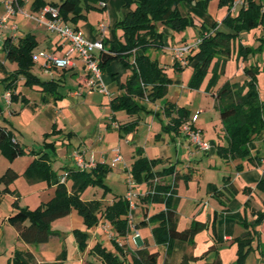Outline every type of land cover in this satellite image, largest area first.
I'll use <instances>...</instances> for the list:
<instances>
[{"label":"trees","instance_id":"1","mask_svg":"<svg viewBox=\"0 0 264 264\" xmlns=\"http://www.w3.org/2000/svg\"><path fill=\"white\" fill-rule=\"evenodd\" d=\"M126 9L125 15L115 23V29L121 30L116 41L104 39L105 51H99V59L103 71L112 61L122 62L129 69L127 81L124 84L125 93L112 98L110 105L113 111L126 110L129 114H137L141 110H148L141 100L156 102L168 92L172 78L168 71L158 61L152 58L149 50L154 47H163L165 35L160 31V25L173 31H180L189 25L196 26L194 16L184 13L181 7L191 5L201 13L207 11L211 0H120ZM235 0H218L219 7H226L227 14L222 22L207 24L202 19L199 30L201 41L198 46L187 56V64L182 65L175 60L173 69L181 70L185 66L193 65L194 73L190 80L191 88H198L204 75L209 70L211 62L216 58L214 73L210 78L207 91L214 96L215 105L220 110L221 122L224 129L226 144H217V153L225 159L252 160L249 144L264 130V101L260 97L258 75L261 68L258 63L244 67L245 79L243 81H226L218 86L219 70L225 68L226 62L233 55V46L239 39L243 29L264 27V0H246L237 12L231 8ZM107 0H33L32 8L41 10L47 5L59 8V13L65 22L71 23L79 30L81 19L87 18V12ZM20 3L24 2L20 0ZM99 7V6H98ZM104 10L105 7H102ZM99 9V8H98ZM223 24V28L220 25ZM227 27V29L224 27ZM258 47L243 43L239 44L238 58L247 59L250 54L262 51L264 48V35ZM38 45L35 34L28 32L20 35L16 41L9 35L3 42L5 59L16 62L17 69L1 80L10 93L11 102L18 97L15 89L20 76L25 78L26 85H39L48 93H56L60 85L57 80H43L32 72L36 61L34 50ZM65 69V68H63ZM61 96V95H60ZM59 96V97H60ZM24 99V98H23ZM25 100V99H24ZM3 107L0 105V113ZM164 113L169 122L164 123L162 130L165 132L179 133L184 123L191 119V112L186 106L177 105L167 101L164 104ZM176 114V115H174ZM137 122H132L121 131H132ZM60 133L53 125V130L44 134L43 147L39 150H27L14 138V133L6 125L0 124V145L10 160L24 154L36 155L26 170V175L31 181H46L48 185H55V195L47 202L41 203L34 209L13 203V210L8 215L7 221L15 227L21 241L28 244H40L50 240L60 232L52 229L53 220L69 215L76 210L82 216L86 226L107 223L115 233L113 238L124 259L120 255L108 251L100 242L90 249V253L98 256L101 264H159V250H152L149 246H140L135 250H128L120 245L117 238L126 239L129 233V201L125 195H117L109 204L102 201L85 200L83 192L90 185L102 186L107 192L110 188L105 183V178L112 170V166L97 162L90 170L69 168L65 171L68 176L61 182L57 172L50 164L51 146L54 142L47 139ZM69 134H67L68 136ZM162 162L159 158H148L138 149V158L133 162L130 175L137 184L147 183L146 194L141 197L145 203H161L164 208L150 216L143 206L145 220L137 228L146 223H156L152 228V235L156 245L166 246V256L163 264L169 263L174 243L177 240L193 242L195 235L205 227V223L195 220L185 229L177 226V206L180 197L177 191V182L181 175L176 173L175 166H166L161 169L156 167ZM238 169L242 165L237 166ZM64 171V172H65ZM167 176H172L167 180ZM19 177V173L8 167L0 177V183L5 185L4 191L13 193L10 185ZM185 177V176H183ZM71 180V187L67 181ZM257 187L264 191V177ZM255 219L246 223L247 231L235 239L237 243V258L234 264H246V259L251 251L261 247V233L258 226L264 221V210L256 212ZM1 227V220H0ZM79 249L85 251L88 245V234L81 228L74 230ZM256 242V246H254ZM128 254L131 260L128 261ZM264 261V249L260 251ZM197 258L185 255L181 264H192ZM6 264H62L61 257L54 262L39 263L34 253L30 250L14 249ZM204 264H222L219 259Z\"/></svg>","mask_w":264,"mask_h":264},{"label":"crops","instance_id":"2","mask_svg":"<svg viewBox=\"0 0 264 264\" xmlns=\"http://www.w3.org/2000/svg\"><path fill=\"white\" fill-rule=\"evenodd\" d=\"M13 1L16 6H20L27 12L25 7L26 3L30 2V0H22L23 4L20 3V0ZM209 5L210 8L213 5L216 8L214 11L211 9L212 11H209L208 15L199 12L188 4H184L181 9L184 13L190 12L194 16L196 27L199 24L197 29L200 30L202 19L207 24H212L215 21L221 23L223 20V18L219 17L220 7L218 0H211ZM102 7H105L104 10L101 14H98L99 16L94 21H91L87 15L89 25L88 30L86 29L87 33L83 30L84 26L81 29L80 22L79 30H81L86 38L96 40L99 38V23L105 21L107 23L105 39L115 42L117 36L122 31L115 29L114 25L125 15L126 9L122 6L120 0L115 4L116 11L114 13L106 10L109 7L108 2ZM102 7L97 6V9L102 10ZM33 12L30 14L38 13L35 10ZM0 16H8L9 18L8 26L0 29V51H2L0 54V105L3 107L0 118L4 120V123L0 124L6 125L12 130L16 141L27 150H35L34 147L23 143L28 141L27 137H29L33 124H35L37 129L35 135L37 133L38 137L36 138L37 140L40 139L41 143L45 139L44 134L51 132L53 125H55L60 133L50 136L47 141L51 142L52 139L69 134L66 138L70 141L69 152L71 158L68 157L65 160V164L69 165L73 160L71 153L78 149L85 152L86 159L93 157L96 163L101 162L110 165L118 148L121 151L123 160L112 167V172L108 176L114 175L119 179H122L123 175L127 177L130 174L131 166L138 158V149H142L143 155L148 158L162 159V162L156 169L174 165L176 173L181 175V178L177 182V191L180 197L177 206V226L179 229H185L193 221L198 220L204 222L205 227L195 235L193 242L175 241L173 251L168 258L169 263L181 264L183 257L188 255L197 258L192 264H204L205 262H213L217 259L222 264H233L237 258V243L235 239L242 236L248 230L245 224L255 219L256 212L264 210V191L257 187L260 180L264 177L263 132L257 135L249 144L251 156L253 157L252 160L240 158L225 159L217 153V144H226L224 131L219 132L218 128H215V133L209 132L206 129L204 130L202 125L197 123L200 118L198 114L194 125L201 129L203 137L212 143L210 151H202L190 142L182 131V128L179 133L162 130L163 124L169 122V118L164 113V105H155L156 108H152L153 110H151L149 108L151 104H149L147 105L148 110H141L139 113L132 115L127 113L126 110H112L110 101L112 98L125 93L123 86L130 74L129 69H126L122 62L114 60L103 69L102 81L110 91V94H106L94 85V78L89 73L84 61L76 55L73 56L74 65L63 69L61 72H57V74L51 71L48 73L46 71L40 74L37 73L35 70L36 63L32 68V72L43 80L54 79L59 81L60 85L56 93L45 92L39 85H26L25 78L20 76L16 82L15 89L18 97L15 101L7 103L5 95L9 92L1 80L12 74L17 69V64L16 62H8L9 60L5 59L3 42L9 35L16 41L20 35L28 32L35 34L37 38L34 25V21L36 20L20 12L9 14L4 0H0ZM23 21L24 23H22ZM14 25L17 26L16 30L12 28ZM220 27L223 28V24ZM28 28L30 31H27ZM160 31L165 35V45L163 48L167 51L172 52L171 48L173 46L181 44L176 41L177 33L172 29L160 25ZM47 45L50 52L58 55H64L69 47L63 41H60L56 45H50L49 43ZM171 58H173L172 55ZM40 61L43 62V60ZM173 63V59L169 58V62L161 63V65L168 71ZM245 66L243 64V70ZM259 66L261 68V65ZM43 69L42 67V71ZM260 74L261 72L258 75V86ZM67 76H70L72 83H69ZM243 76L241 81L245 79V74ZM68 86L69 89H67ZM261 99L264 101V98L261 97ZM174 103L180 106L179 103ZM7 105L9 112L6 110ZM199 111L201 112L202 110ZM196 114L191 113V118ZM6 115L10 116V119ZM135 121L137 124L132 131L126 132L120 130V127H125ZM35 157L36 155L29 154L20 156L18 160L28 163L31 158L29 162L31 163ZM51 161L52 159H50V164L55 170L54 162ZM69 165H63L62 171L76 168V165L75 167H69ZM238 165H242V168L238 169ZM8 167L13 168L19 175L22 173V169H19L15 162ZM62 171L56 172L60 176L63 173ZM171 177L167 176L166 179L171 180ZM32 182V184L39 183V185H47L48 188H51V185H48L45 181ZM71 184L72 181L68 180L67 185L71 187ZM137 186H140L137 192L142 197L146 194L148 184L142 183ZM53 187L55 188V185ZM143 187L144 189L142 190ZM83 199L90 200L89 198ZM112 201L113 199H110L105 203L109 204ZM141 202V205L133 212V222L136 226L145 220L143 206L146 207L148 216L164 208V205L161 203ZM69 215L72 216L73 222L77 223V227L75 228H82V216L76 210H73ZM7 217H4L2 220L0 219V254L6 253L8 250L7 241L13 239L14 243L10 249L8 258L12 254V251L17 248L32 251L39 263L54 262L48 259L49 257L44 256L41 251H50L51 241L57 237L61 238V234L53 236L48 242L40 243V246H34V244H28L19 239L17 230L7 221ZM100 225L102 227L105 226L102 223ZM154 225L156 223H146L141 226H149L151 230L150 234L152 235ZM73 226H75L74 223ZM258 229L261 233V247L258 250L250 252L246 259V264H248L251 255L254 253L253 264H264L260 254L261 249H264V221L258 226ZM136 243L139 246H149L152 249L149 236L146 234H141L137 238ZM134 244V242H131L130 250H133ZM254 246H256V242H254ZM92 247L93 242L89 244L86 251L80 250L81 253L77 264H96L93 260L96 257L91 259L89 255L91 254L90 249ZM156 247L160 253L165 252L166 256V246L156 245ZM128 256L130 257L131 254H128Z\"/></svg>","mask_w":264,"mask_h":264},{"label":"rangeland","instance_id":"3","mask_svg":"<svg viewBox=\"0 0 264 264\" xmlns=\"http://www.w3.org/2000/svg\"><path fill=\"white\" fill-rule=\"evenodd\" d=\"M32 2L33 0H30V2L26 3L25 9L27 10L28 13H34L32 10ZM107 2L109 7L106 10L107 11L109 10L114 13L116 11L115 4L118 3L119 0H107ZM98 4H100V2ZM98 6L100 7V5ZM209 6L210 5H208L206 11L207 15L209 14V11L212 10L214 11L216 8L215 5H213L212 8H210ZM102 11L103 10L101 9L93 8L87 12V15L89 16V19L91 21H94L99 16L98 14L99 13L101 14ZM226 12H227L226 7H220L219 17L224 18ZM87 21H88L87 18L81 19L80 21V27L82 29V26H84L83 30L85 33H87L86 29L89 27ZM22 23H24V21ZM34 25L36 29L35 33L38 38V45L35 48L34 53H37L41 50L49 51L48 50L49 46L47 45L48 43L50 45L51 44L56 45L60 41H63L61 36L50 33L45 25L40 24L37 21H34ZM198 26L199 24H197V27ZM197 27L194 25H189L183 30L174 31L175 33H177L176 41L190 45L194 44L197 38H199V29H197ZM224 27L227 29L225 25ZM27 31H30V29L28 28ZM263 35H264V27L262 26L251 29L245 28L241 31L239 39L236 40L234 43L232 57L226 62L225 68L223 69L221 68L219 70L218 86L223 85L226 81H231V82L241 81L242 76L244 74L243 73L244 71L242 69L243 64L249 66L252 64L259 63V65H261L262 68L259 78V90L261 97L264 98V48L262 51H257L254 54H250L248 58L245 60L242 58H238V49L240 43L256 48L262 43L261 38L263 37ZM170 40L172 41V39ZM0 48H1V44H0ZM1 53L2 51H0V54ZM149 53L151 54L152 58L158 59L160 63L169 62V58L173 59V62L175 61L173 51L169 52L163 47H154L149 50ZM171 55L173 58H171ZM215 62H216V58L211 62L210 68L204 75L198 88H191L189 86L190 80L194 73L193 65L185 66L181 70H175L173 69V64H172V66H170L171 68L168 70V73L173 81L169 85L167 94L162 99L157 100V102H151L147 100H141L140 102L145 104L146 106L151 104V106H149L151 110L156 108L155 105L158 106L164 105L167 101H173L179 103L180 105H185L190 110L191 113H197L199 110H202L199 113L200 118L197 121V123L199 125H202L204 130L206 129L209 132L215 133V128H218L219 132L224 131L220 117V110L215 105L214 96H212L207 91L210 78L213 76L214 73L213 69ZM42 63H43L42 61H36L35 70L39 74L45 72L44 69L42 71V67L40 65ZM182 65H186V64H182ZM62 70L63 69L52 68L51 72L57 74V72H61ZM67 78H69L68 80L69 83L70 82L72 83L70 76H67ZM67 89H69V86ZM6 110L9 112L8 105L6 106ZM6 117L8 116L6 115ZM8 118L10 119V116ZM0 123H4V120L2 118H0ZM36 130L37 129L35 127V124H33L32 129L29 132V137H27L28 141H25L23 143H26L27 145L34 147L35 150H39L43 147V143H41L40 139L37 140L36 137H38V134L36 133L35 135ZM66 137L67 136H63L60 138L52 139L51 141L55 143L54 148L51 146V159H52L51 162H54L55 171H60V170L62 171V169L64 168L63 165H67V166L69 165V164H65L66 163L65 160H67L68 157L71 158L69 152L70 141ZM145 140L147 141L146 137ZM25 155H29V154H24L20 156H25ZM20 156L16 157L13 160H10L8 155L4 152L3 147L0 145V177L6 171L7 167L12 165L14 162L16 163V165H18L19 169H22L21 170L22 173L10 185L11 189L13 190V193L5 192L4 191L5 185L3 183H0V219L1 220L12 212L14 202L19 204L20 206L34 209L42 202L52 198L56 192V187L55 188L53 187L54 185H51V188H48L47 185H39V183L32 184L33 182L26 175V170L28 169L29 166L28 163L30 162L31 158L29 159L28 163L27 162L24 163V161L18 160ZM69 167H75V162L73 160L69 165ZM128 177L129 175H127V177L123 175L122 179L121 178L119 179L114 175L107 176L105 178V183L110 188L107 192H105L102 186L90 185L83 192L82 196L83 198H89L90 200H94V199L100 200L106 205L105 203L106 201L113 199L117 195L120 194L123 195L127 193L128 186L125 181L128 179ZM139 189L140 186H136L134 191H138ZM143 189L144 187L142 188V190ZM139 197L137 199L138 200L137 208L142 203L140 194ZM137 208H135V210ZM73 223L75 226H73ZM81 224H82L81 229L88 234V239H87L88 245L85 248V251L88 249L89 244H91L92 242H93V246H95L96 243L100 242L108 251L120 255V257L124 259L123 255L120 254L116 241L113 239L114 238V234L112 233L113 230L112 228H110V226L107 223L103 222L102 224L105 225L103 227L100 224H95L92 226H86L84 222H82ZM51 226L52 229L60 232L62 237L54 238L51 241V250L50 251L43 250L41 251L42 254L46 257H49L48 259H51V261H56L58 260L59 257H61L62 264H77L78 258L81 253L76 239V235L74 234V230L77 229L75 228L77 227V223H75V221L73 222L71 215H66L53 220ZM139 229L142 235L146 234L149 236L152 249H157L155 245V241L152 235L150 234L151 233L150 227L141 226ZM121 242L126 246L128 250H130L131 242L135 243L134 246L132 247L133 250L140 247L139 245H137V243L134 240L131 239V237H128L124 240L122 239ZM13 243H14L13 239L7 241L8 250L6 251V253L4 252L0 254V264H6ZM34 246H40V244H34ZM89 255L91 256V259L96 257V259H93L96 262V264H101V260L98 256L94 254H89ZM254 255L255 253L251 255L248 264L254 263V258H253ZM259 257L260 256L258 254V258ZM127 258L128 261L131 260V256L130 257L127 256ZM164 259H165V252H161L158 258V263L163 264ZM234 263L235 261L233 262V264Z\"/></svg>","mask_w":264,"mask_h":264},{"label":"built area","instance_id":"4","mask_svg":"<svg viewBox=\"0 0 264 264\" xmlns=\"http://www.w3.org/2000/svg\"><path fill=\"white\" fill-rule=\"evenodd\" d=\"M7 12L9 14H15L17 12L23 13L27 17L35 19L38 23L43 24L47 29L58 36H61L64 43L69 47L67 52L64 55H58L54 52L41 50L34 54V60L40 61L43 60L41 64L45 71L50 72L52 68H68L74 65L73 56L76 55L82 59L91 74L94 78V85L99 88L100 91L110 94V91L102 81V69L99 64V59L96 57L97 52L105 51L106 47L104 45V39L106 37L105 32L107 29V23L101 21L98 26L99 38L96 40H90L86 38L81 30H77L75 26L71 23L65 22L59 13V8L52 5H47L38 11L36 14H30L25 12L20 6H16L13 0H4ZM102 6L105 5L104 2L100 3ZM246 4V0H235L231 8L232 12H237V10ZM9 18L8 16H0V29L8 26ZM13 30L17 29V26H12ZM200 38H197L194 44L181 43L172 47L174 54V59L179 61L181 64H187V56L198 46ZM7 103H10V93L5 95ZM197 112L191 119H189L182 126V131L185 133L187 138L193 143L197 148L202 151H210L212 148V143L206 140L203 137L201 129L197 128L194 125V122L198 118ZM264 136V130H263ZM72 159L75 162L76 168L80 170H87L96 165V161L93 157L86 159L85 152L83 150H74L71 153ZM123 160L121 151L117 148L115 156L112 159L110 165L114 167L117 163ZM68 176V172L65 171L61 175V182H65ZM128 191L125 194L126 200L129 201V233L128 237H131L132 240L136 242L137 238L140 237V231L133 222V212L138 205L139 193L134 191L135 187L138 185L131 175L129 174L128 179L126 180ZM108 230V229H107ZM115 237V233L112 232ZM122 239L117 238V241L120 245H123L121 242Z\"/></svg>","mask_w":264,"mask_h":264}]
</instances>
